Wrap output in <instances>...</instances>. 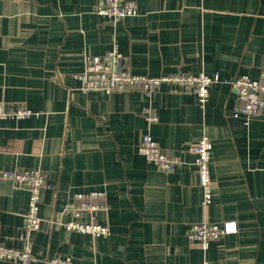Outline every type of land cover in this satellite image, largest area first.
<instances>
[{
    "label": "crops",
    "instance_id": "crops-1",
    "mask_svg": "<svg viewBox=\"0 0 264 264\" xmlns=\"http://www.w3.org/2000/svg\"><path fill=\"white\" fill-rule=\"evenodd\" d=\"M132 1L137 16L115 24L95 13L97 0H0V105L36 113L0 129V242L22 247L30 197L1 173L40 169L31 264H264V114L249 126L235 118L230 84L264 73V0ZM114 46L134 75L204 72L219 81L205 109L174 84L151 96L82 92L85 55ZM148 106L156 123L143 116ZM145 134L181 159L173 173L139 152ZM203 136L213 144L206 210L192 151ZM91 191L106 194L97 222L107 237L59 225L71 218L73 195ZM203 221L236 223L238 232L204 253L187 237Z\"/></svg>",
    "mask_w": 264,
    "mask_h": 264
},
{
    "label": "built area",
    "instance_id": "built-area-1",
    "mask_svg": "<svg viewBox=\"0 0 264 264\" xmlns=\"http://www.w3.org/2000/svg\"><path fill=\"white\" fill-rule=\"evenodd\" d=\"M95 13L117 24L128 17L137 16V5L132 0H97ZM84 71L76 75L81 81L80 90L84 93L138 91L142 95H154L162 85H179L186 93H193L199 106L205 109L209 101L211 85L219 81L218 74L209 76L204 72L198 75L177 73L170 76L150 78L134 75L125 63L124 55L117 46L104 55H85ZM236 93L237 100L234 108V117L243 120L249 126L255 118L264 114V73L259 80H252L247 76L237 77L230 82ZM36 113L17 105L9 108L0 105V129L5 120H25ZM143 116L148 123L158 121L157 113L152 106L143 110ZM196 155L195 168L197 171L198 185L202 189V207L207 209L212 200L213 182L211 179V158L213 144L209 137L203 136L193 147ZM139 152L153 163L159 171L173 173L182 164L181 159L173 153H167L149 134L141 138ZM1 177L15 183L18 188L29 191L28 210L25 214V225L21 231L22 247L13 249L0 242V260L11 261L17 264H31L33 261L34 232L38 231L42 222L39 216L41 190L46 187L45 175L40 169L4 171ZM106 212V194L102 191L78 192L73 195V202L68 206L71 218L59 225L69 231L91 235L93 237H107L110 235L108 225L97 222L100 212ZM238 232L236 223L224 225L212 224L208 221L192 224L187 237L190 241L197 242L204 253L207 252L212 242ZM53 264H70V260L54 259ZM202 264H210L207 259Z\"/></svg>",
    "mask_w": 264,
    "mask_h": 264
}]
</instances>
